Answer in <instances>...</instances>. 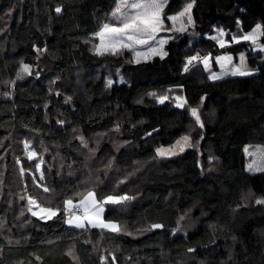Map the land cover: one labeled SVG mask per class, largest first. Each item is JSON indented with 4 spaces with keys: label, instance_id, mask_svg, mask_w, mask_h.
I'll return each instance as SVG.
<instances>
[{
    "label": "trees",
    "instance_id": "1",
    "mask_svg": "<svg viewBox=\"0 0 264 264\" xmlns=\"http://www.w3.org/2000/svg\"><path fill=\"white\" fill-rule=\"evenodd\" d=\"M116 2L0 0V264H264V204L256 203L264 199V171L249 172L245 152L264 143V63L255 74L218 80L201 65L184 72L197 50L191 35L171 40L164 60L99 56L92 34ZM187 2L171 0L165 13ZM192 16L200 36L215 26L249 32L264 24V0H195ZM198 42L204 53L246 50L254 65L264 58L248 42ZM22 60L33 74L17 79ZM153 92L169 100L161 104ZM176 95L186 98L184 108ZM188 132L193 147L158 159L157 147ZM102 134L110 139L98 141ZM26 141L60 153L44 164L43 182L38 160L24 158ZM91 190L97 199L134 197L105 205L104 221L120 232L66 223L64 201ZM29 196L61 214L32 216ZM157 223L164 227L153 229Z\"/></svg>",
    "mask_w": 264,
    "mask_h": 264
},
{
    "label": "snow or ice",
    "instance_id": "2",
    "mask_svg": "<svg viewBox=\"0 0 264 264\" xmlns=\"http://www.w3.org/2000/svg\"><path fill=\"white\" fill-rule=\"evenodd\" d=\"M167 3L168 0H117L110 13L114 22L103 24L98 31L92 34L98 38L99 41L97 44L93 45L92 50L99 56H118L127 51L131 54V60L129 62L137 65L142 63L146 64L156 58L164 60L169 55L165 45L175 38L174 34L185 33L190 27H195V20L192 16V8L195 4V0H191V2L187 3L178 13L166 16L164 9ZM61 11V7L58 6L55 8L56 13H61ZM166 21L170 23L166 24ZM161 33H168V35H161ZM226 35L224 30L221 29L217 31V35L213 36L212 39L218 43L220 48H225L226 45L231 43L246 41L250 42L253 50L259 49L260 51H264V43L259 42L261 38H264V24L257 23L249 32L240 36L232 34L230 40L225 39ZM33 47L37 52L41 51V49L35 45ZM43 51L46 52L47 48L45 47ZM210 59V54L202 58L199 57L198 54L188 56L183 71L188 72L189 65H192L193 62L200 61H202L205 69H208ZM215 59L220 65L221 72L211 73L209 78L212 80H218L226 75L249 76L256 71L247 68L243 53H240L239 64H233V56L230 54L220 55ZM32 69V65L22 60L20 62L19 71L16 73L17 79H22L24 76H31L33 74ZM120 79L121 82H123V77ZM11 83L14 86L15 81ZM112 84V80L107 81V86L110 87ZM5 95H10V93H5ZM151 95L156 97L161 104L169 100L168 95H157L155 92L151 93ZM69 99L71 98L69 97ZM173 99L176 107L184 108L187 104V100L183 95H176ZM190 112L191 116L195 118V122L203 129L204 123L201 120L199 110L193 107ZM60 123H63V121H60ZM81 143L86 146L83 137H81ZM186 146H191L189 136H183L175 145L167 149L157 148L155 151L156 154L161 157L173 156L177 154V150L183 152ZM24 147L25 149L29 148L27 141ZM43 150L45 152L47 151L46 148ZM38 155L39 154L35 150L28 151L27 153L29 160L36 159ZM259 156L260 159L264 160V150H259ZM44 163L45 161L41 156L39 162L35 164V168L40 171V179H43L44 176V171L42 169ZM108 167H111V163H109ZM257 169L264 171V168H261L256 161L249 164V170ZM24 171L25 169L21 167V172L23 173ZM44 191L47 192L48 189L45 187ZM130 199H134V197H130L126 193L123 195L108 194L101 199H97L95 191H88L87 194L81 196L76 203H74L72 199L64 201L65 208L63 211L68 213L66 223L75 225L78 228H84L87 223L91 224L93 227L102 229L107 228L112 232H120V225L116 222H105L102 218V214L105 212L106 204L121 205L123 202ZM256 203L264 204V199H258ZM28 204L30 205L28 211L31 212L32 216L39 217L40 220H51L61 214V209L42 207L37 200L31 196L28 197ZM32 206H35V210ZM21 215H23V213H21ZM180 219L183 220L184 217L181 216ZM151 227L153 229H161L164 225L157 223L152 224ZM188 251L191 252L194 251V249H189ZM68 254L71 255V252ZM113 259H115L114 256Z\"/></svg>",
    "mask_w": 264,
    "mask_h": 264
},
{
    "label": "rangeland",
    "instance_id": "3",
    "mask_svg": "<svg viewBox=\"0 0 264 264\" xmlns=\"http://www.w3.org/2000/svg\"><path fill=\"white\" fill-rule=\"evenodd\" d=\"M170 1L171 0H168V3H167V6L165 7V9H164V13H165V11H166V8L168 7V5H169V3H170ZM187 3H189V2H187ZM187 3H185L184 5H183V7L187 4ZM183 7L179 10V11H181L182 9H183ZM193 9V8H192ZM178 11V12H179ZM178 12H175V13H178ZM111 13V12H110ZM110 13L108 14V16H107V21L105 22V23H112V22H114V20H113V18L111 17V15H110ZM175 13H171V14H166L165 13V15L167 16V15H172V14H175ZM104 23V24H105ZM168 23H170V22H168V21H166V24H168ZM224 30V32L227 34L226 36H225V39L226 40H230L231 39V35L232 34H235V35H237V36H240V35H243L244 33H247V32H241V31H236V32H230V31H228V30H226L225 28H223V27H219V26H215L214 28H213V31L211 32V33H204L203 34V36H200V35H198L197 33H195V28L194 27H190L189 28V30L187 31V32H185V33H175L174 35H175V38L174 39H172V40H177V38H179V37H181V36H185V35H191L192 37H194L195 39H196V41L194 42L195 44L194 45H196V43H198L197 45H196V48H197V50L195 51V53L193 54V55H199V57H204V56H208L209 54H210V56H211V59H210V65H209V68L208 69H205V67H204V65H203V63H202V61H200V62H193V64L192 65H189V68H191V67H197V66H202L203 67V69H204V72H206L207 73V76H208V78L210 77V75H211V73H213V72H215V73H220L221 72V68H220V65H219V63L216 61V57L217 56H220V55H225V54H230V55H232L233 56V64H239V58H240V53H243L244 54V57H245V63H246V65H247V68L248 69H254V70H256V71H254L252 74H255V73H257V72H259V66L262 64V63H264V58L263 57H258L257 58V64H252L251 62H250V58H249V55H248V53H247V51L246 50H243V51H241V52H239L237 55H234V54H232V53H230V52H224V51H222V52H220V53H218V54H213V53H204V52H202L203 50H202V48L199 46V43L200 42H198V40H200L201 38H207V39H212V37L213 36H216L217 35V31L218 30ZM161 35H168V33H161ZM199 36V37H198ZM93 42H92V49H93V45L94 44H97L99 41H98V38H96L95 36H93ZM213 40V39H212ZM171 41V40H170ZM169 41V42H170ZM214 42H216L215 40H213ZM168 42V43H169ZM241 42H246V41H241ZM260 43H264L263 41H262V38L260 39V41H259ZM217 43V42H216ZM249 44H250V42H248ZM233 43H231V44H229V45H226V47L227 46H230V45H232ZM217 45H218V43H217ZM166 46L167 45H165V48H166ZM250 46H252L251 44H250ZM218 47H220L219 45H218ZM253 48V47H252ZM94 52V51H93ZM95 53V52H94ZM261 53V56L263 55L264 56V51H260L259 49H256V50H253V54L254 55H256V54H260ZM118 56H125L126 58H127V60L128 61H130L131 60V54L129 53V52H127V51H125V52H123L121 55H118ZM230 76H232V75H226V76H223V77H221L220 79H222V78H226V77H230ZM236 76H239V75H236ZM210 79V78H209ZM212 80V79H211ZM120 82H121V79H120ZM165 95H168L167 93L165 94ZM170 96V95H169ZM198 109V108H197ZM199 110V113H200V116H201V120L203 121V118H202V114H201V110L200 109H198ZM203 123H204V121H203ZM198 125V124H197ZM198 127H199V125H198ZM200 128V127H199ZM106 135V134H105ZM183 136H189L190 137V145L191 146H186L185 147V150L186 149H188V148H190V147H193V137H192V133L191 132H188V133H186V134H183L182 136H180L173 144H171V145H165V146H159V147H157V148H165V149H167V148H169L170 146H172V145H175L176 144V142L178 141V140H181V138L183 137ZM104 138V136H103V134L102 135H98L97 136V140L98 141H100V140H102ZM104 139H110V135H106V137L104 138ZM85 142H86V146L87 147H89L90 146V142L89 141H86V140H84ZM28 144H29V150L28 151H31V150H35L39 155H38V157L36 158V159H33V160H29L28 159V156H27V154H25L24 155V158H25V160H27V161H34V160H38V162H39V158L42 156V158L44 159V161H45V163L44 164H46V162L48 161V159H52L53 161L54 160H58L60 157H59V155L58 154H60V153H58V152H56V151H54V150H47L46 152L43 150V151H39L38 149L39 148H33L34 146H33V143L30 141V142H28ZM85 145V144H84ZM41 150V149H40ZM184 150V151H185ZM259 150H264V143H251V144H248L246 147H245V152H246V156H247V170L249 171V172H251V173H258V172H262V170H249V164L250 163H252L253 161H256V163L258 164V165H260V167L261 168H264V160H262V159H260V156H259ZM89 151H91V154L93 153V152H95L96 151V149L95 148H89ZM93 151V152H92ZM183 151V152H184ZM28 153V152H27ZM180 153H182V152H179L178 150H177V154L176 155H178V154H180ZM173 156H175V155H173ZM167 157H172V156H166V157H161V156H158V159H164V158H167ZM37 162V163H38ZM42 169H43V171H44V176H43V179H40V171L39 170H37V175H38V179H39V181H44V180H46V177H45V175L47 174L46 173V169H45V165H42ZM35 175V172H33L32 171V174H31V176H33V177H35L34 176ZM42 182H37V183H40V184H38V185H40L41 187H43V188H45L46 186H44L43 184H42ZM47 189H49L48 187H46ZM98 188V187H97ZM91 191H93V190H91ZM96 192V191H95ZM38 202V201H37ZM39 203V202H38ZM40 206H42V205H40ZM33 208H34V210H35V206H32ZM43 207V206H42ZM91 224H89V226H90ZM92 226V225H91Z\"/></svg>",
    "mask_w": 264,
    "mask_h": 264
},
{
    "label": "built area",
    "instance_id": "4",
    "mask_svg": "<svg viewBox=\"0 0 264 264\" xmlns=\"http://www.w3.org/2000/svg\"><path fill=\"white\" fill-rule=\"evenodd\" d=\"M65 213V218L67 219L68 218V213L64 212Z\"/></svg>",
    "mask_w": 264,
    "mask_h": 264
},
{
    "label": "crops",
    "instance_id": "5",
    "mask_svg": "<svg viewBox=\"0 0 264 264\" xmlns=\"http://www.w3.org/2000/svg\"><path fill=\"white\" fill-rule=\"evenodd\" d=\"M105 213V212H104ZM104 213L102 214V218H103V216H104Z\"/></svg>",
    "mask_w": 264,
    "mask_h": 264
}]
</instances>
